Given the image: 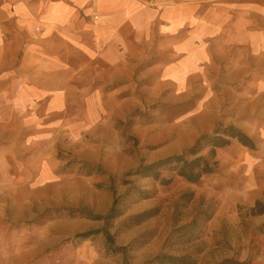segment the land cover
Here are the masks:
<instances>
[{
	"label": "crops",
	"instance_id": "1",
	"mask_svg": "<svg viewBox=\"0 0 264 264\" xmlns=\"http://www.w3.org/2000/svg\"><path fill=\"white\" fill-rule=\"evenodd\" d=\"M200 85L202 105L217 101L220 127L254 143L229 137L220 152L245 149L254 171L264 170V0H0V151L11 153L0 170L36 168L18 155L20 137L34 141L25 162L54 161L50 176L67 137L73 158L99 163L117 121L145 105L195 100ZM36 202L22 192L0 209V264L2 223L28 225L41 213ZM58 210L68 206L50 212Z\"/></svg>",
	"mask_w": 264,
	"mask_h": 264
},
{
	"label": "rangeland",
	"instance_id": "2",
	"mask_svg": "<svg viewBox=\"0 0 264 264\" xmlns=\"http://www.w3.org/2000/svg\"><path fill=\"white\" fill-rule=\"evenodd\" d=\"M196 93L195 100L145 105L117 121L99 163L73 158L76 143L67 137L54 158L57 176L46 173L54 161L25 162L34 141L20 137L18 155L36 168L0 170V209L7 212L20 193L31 192L37 200L33 212L41 213L28 225L2 223L3 263L144 264L165 253L193 255L197 264H264V215L250 214L256 201L264 202V170L254 171L248 151L217 149L218 167L198 182L180 176L175 164L138 173L183 154L210 128L212 114L216 129L225 125L217 101L200 103L203 85ZM10 154L0 151V160L8 162ZM108 157L110 167L102 164ZM62 205L66 212H50ZM15 228L18 249L10 250L5 242Z\"/></svg>",
	"mask_w": 264,
	"mask_h": 264
},
{
	"label": "trees",
	"instance_id": "3",
	"mask_svg": "<svg viewBox=\"0 0 264 264\" xmlns=\"http://www.w3.org/2000/svg\"><path fill=\"white\" fill-rule=\"evenodd\" d=\"M229 137L238 139L243 145L254 147L253 141L245 135L240 129L229 126L218 128L212 134L201 136L196 144L185 150L183 154L171 156L160 160L157 163L142 166L138 173L149 174L159 168L175 164L173 170L191 182H198L204 175L210 174L218 167L216 158L217 149L230 143ZM207 151V153H203ZM159 175V172L155 174ZM250 214L253 216L264 215V202L256 201ZM146 215V214H145ZM145 215H141L145 216ZM198 258L193 255L174 256L169 254H159L144 264H197Z\"/></svg>",
	"mask_w": 264,
	"mask_h": 264
}]
</instances>
